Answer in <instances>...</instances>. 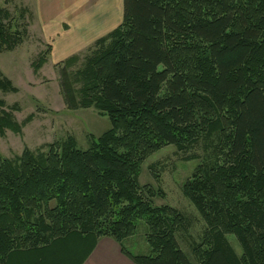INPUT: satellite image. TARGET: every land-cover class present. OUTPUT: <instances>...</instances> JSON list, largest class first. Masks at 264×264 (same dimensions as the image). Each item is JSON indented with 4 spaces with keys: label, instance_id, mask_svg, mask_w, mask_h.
Instances as JSON below:
<instances>
[{
    "label": "trees",
    "instance_id": "16d2710c",
    "mask_svg": "<svg viewBox=\"0 0 264 264\" xmlns=\"http://www.w3.org/2000/svg\"><path fill=\"white\" fill-rule=\"evenodd\" d=\"M14 21L0 5V53L27 36ZM96 46L75 74L78 56L60 64L61 93L69 110L93 108L111 128L88 150L69 137L47 152L0 156V264L70 234L113 238L135 264H194L176 238L187 218L154 205L163 191L139 176L163 147L186 152L201 141L211 159L183 186L207 226L195 260L264 264V0H123L121 24ZM0 90L17 92L1 74ZM5 107L0 139L22 131L18 108ZM139 222L148 255L124 246Z\"/></svg>",
    "mask_w": 264,
    "mask_h": 264
},
{
    "label": "rangeland",
    "instance_id": "374dc122",
    "mask_svg": "<svg viewBox=\"0 0 264 264\" xmlns=\"http://www.w3.org/2000/svg\"><path fill=\"white\" fill-rule=\"evenodd\" d=\"M0 5L14 17L13 26H26L28 32L23 43L13 51L0 53V74L17 89V92L0 90V101L5 103V108H18L13 115L22 125L21 133L7 131L0 139V156L14 159L21 156L26 148L47 152L49 145L61 143L69 137L77 141L79 149L88 150L93 139L111 128V122L93 108L75 111L67 108L61 93L60 64L70 55L78 56V63L69 69L72 75L75 74L97 48L96 42L102 36H94L92 40L85 38L76 28L70 30L62 19L49 23L40 0H0ZM115 15L118 16V12ZM121 18L120 15L117 22ZM61 28L70 30L68 36L62 35ZM68 38L74 41L76 49H69ZM46 53V64L35 72L33 63ZM30 116L33 117L27 122ZM207 145L201 141L186 152L173 145L163 147L142 164L139 176L141 186L150 185L156 191H163V197L158 195L153 199L154 205H169L187 218L189 227L180 230L176 238L194 264L198 262L193 249L203 242L207 226L196 207L184 196L183 186L198 165L211 159L205 151ZM146 232L145 223L139 222L136 234L125 239L124 246L134 254L148 255L151 248ZM227 240L241 255L242 248L237 238L228 235Z\"/></svg>",
    "mask_w": 264,
    "mask_h": 264
},
{
    "label": "crops",
    "instance_id": "0c3cea01",
    "mask_svg": "<svg viewBox=\"0 0 264 264\" xmlns=\"http://www.w3.org/2000/svg\"><path fill=\"white\" fill-rule=\"evenodd\" d=\"M40 1H42L49 23L56 19L65 20L70 30L76 28L80 35L91 40L94 36L103 37L111 33L121 24L123 18V0ZM117 12L118 16L115 15ZM120 15L122 18L117 22ZM61 29L64 36L70 31ZM68 40V44L71 45L69 49H76L74 41H70V38ZM92 246L94 248L91 251ZM7 264L135 263L122 253L121 245L113 238L100 237L95 240L90 236L70 234L45 248L16 252L11 255Z\"/></svg>",
    "mask_w": 264,
    "mask_h": 264
}]
</instances>
